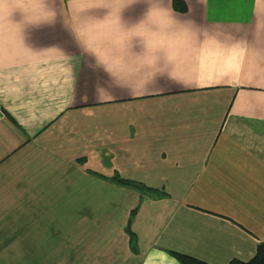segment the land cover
<instances>
[{"label": "crops", "instance_id": "obj_1", "mask_svg": "<svg viewBox=\"0 0 264 264\" xmlns=\"http://www.w3.org/2000/svg\"><path fill=\"white\" fill-rule=\"evenodd\" d=\"M181 1L0 0V251L48 231L54 264H227L264 243V0Z\"/></svg>", "mask_w": 264, "mask_h": 264}, {"label": "rangeland", "instance_id": "obj_2", "mask_svg": "<svg viewBox=\"0 0 264 264\" xmlns=\"http://www.w3.org/2000/svg\"><path fill=\"white\" fill-rule=\"evenodd\" d=\"M46 218L45 222L51 220V218H49V220ZM50 230L52 231L51 227ZM53 230L55 231L56 229ZM57 233L58 232L51 233L45 231L42 234L39 233V235H37V237L39 236L37 241L29 237L21 240V246H17L15 248L12 247V249H6L4 251L1 250L0 264H54V262L59 258V248L61 245L59 237L62 235V233L59 235ZM66 235L68 238L67 232ZM74 235L76 239L79 240L83 236V233L76 232ZM100 236L101 234L99 233V230L93 233V242L95 241L97 244L95 246L96 250L100 248ZM65 244L67 246L69 243L65 242Z\"/></svg>", "mask_w": 264, "mask_h": 264}, {"label": "trees", "instance_id": "obj_3", "mask_svg": "<svg viewBox=\"0 0 264 264\" xmlns=\"http://www.w3.org/2000/svg\"><path fill=\"white\" fill-rule=\"evenodd\" d=\"M172 8L175 9L178 12H183L185 11V5L181 0H172L171 2ZM110 181L122 185V186H129L133 188H139L143 189L145 191H155L150 188H146L143 186L141 183L134 181V180H129L125 178H121L117 175H112L108 177ZM128 224V222H127ZM128 225H126L125 230L128 232ZM130 235V240L131 242L134 241V237ZM170 254L180 263V264H208L206 262H203L201 260H198L192 256H189L187 254L175 252V251H170ZM227 264H264V243L263 242H258L254 248V252L252 256L245 260V261H240L237 259H231L227 262Z\"/></svg>", "mask_w": 264, "mask_h": 264}]
</instances>
